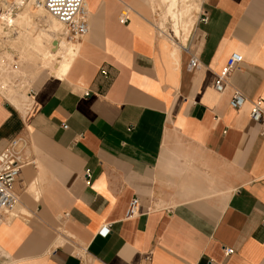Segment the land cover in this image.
I'll return each mask as SVG.
<instances>
[{"label":"crops","instance_id":"0c3cea01","mask_svg":"<svg viewBox=\"0 0 264 264\" xmlns=\"http://www.w3.org/2000/svg\"><path fill=\"white\" fill-rule=\"evenodd\" d=\"M159 4L85 0L62 77L6 74L0 151L18 141L26 168L0 212V264H264V120L249 116L264 108V0H192L184 38L160 31ZM231 53L242 62L218 93ZM19 81L33 91L20 108Z\"/></svg>","mask_w":264,"mask_h":264},{"label":"built area","instance_id":"2783aa9c","mask_svg":"<svg viewBox=\"0 0 264 264\" xmlns=\"http://www.w3.org/2000/svg\"><path fill=\"white\" fill-rule=\"evenodd\" d=\"M43 9L51 17L55 18L60 24H62V35L69 41H79L88 32V11L85 7V0H43ZM122 15H125L124 13ZM205 20V19H204ZM119 21L125 22V18L122 16ZM242 62V56L239 53H231L223 66V68L215 75L214 89L216 92L221 93L229 86V78L234 70H236L239 64ZM199 67V62L195 56L191 55L187 64L188 70H192ZM18 64L16 61L8 60L0 56V88L7 87L8 83L5 80L7 73H16ZM102 74H105L104 70H100ZM13 82V77L11 79ZM18 86L24 89V93L27 98L33 95V91L28 86L27 82L21 84L18 82ZM2 90V89H0ZM246 102L244 94L237 89H232L231 97L228 101V105L232 109L241 108ZM250 119L253 122L260 123L264 120V108L262 100H253L250 102ZM18 141L13 140L5 148L0 151V212L9 213L17 203V196L13 192V184L17 179L23 161L19 157V152L15 150V146ZM87 175V174H86ZM90 176L87 177L89 182ZM139 200L133 197L127 207L126 215L132 216L138 212ZM103 235L107 234L108 229L102 228L100 231ZM224 254H232V249L225 247Z\"/></svg>","mask_w":264,"mask_h":264},{"label":"rangeland","instance_id":"374dc122","mask_svg":"<svg viewBox=\"0 0 264 264\" xmlns=\"http://www.w3.org/2000/svg\"><path fill=\"white\" fill-rule=\"evenodd\" d=\"M28 0H23L22 6L17 4L16 0H7V3L14 14H16L20 9L26 8L28 11L32 14H34L35 10H37V7L35 4L30 3L27 6ZM181 0L179 7L177 6L178 10V21H176L177 25L179 27H185V33H182V37L184 38L188 31L189 26L192 22V15L193 11L195 10V5L193 4L192 7V0ZM1 2V1H0ZM1 6V5H0ZM23 7V8H22ZM1 8V7H0ZM20 8V9H19ZM3 8H1L2 10ZM164 9L165 4L163 0H160V4L158 6L157 10V21L159 23L160 31L167 36H173L172 32V25L173 20L167 16L164 15ZM0 10V11H1ZM0 22L1 18H0ZM33 24L26 28L25 30L21 32H17L15 26H9L6 24H2L1 26L5 31H7V34L0 32V56H3L6 59L14 60L18 64V72L20 75L26 76L28 80H30L33 75L40 69V68H46V70H49L50 73L52 72V66L55 64V61L52 62V64H49L45 66L44 60H43V54L46 51L47 47L49 46L48 42L42 41L41 43L36 44L35 40H33L32 34L34 33V28L38 25L36 21H32ZM36 23V24H35ZM182 31V30H181ZM32 32V33H31ZM5 35V36H4ZM54 37L57 39L64 38L69 43H77L75 41H69L67 38L62 35V27L59 29L58 32L54 33ZM180 38V36H179ZM21 95V94H20ZM25 93H23L22 97L25 98ZM19 97V96H17ZM13 98H11L12 101ZM22 99V98H21ZM15 150L19 152L20 145L17 144L15 147Z\"/></svg>","mask_w":264,"mask_h":264},{"label":"bare ground","instance_id":"6f19581e","mask_svg":"<svg viewBox=\"0 0 264 264\" xmlns=\"http://www.w3.org/2000/svg\"><path fill=\"white\" fill-rule=\"evenodd\" d=\"M0 1V7L3 8L2 10L0 8V18L2 21L0 22V32L4 34L8 33L7 31H5V29H3V27L1 26L2 24L15 26L18 30L17 32L19 33L30 27L33 24L32 21H36L38 25L34 28V33L32 34L33 40H35L36 44L39 45V43H41L45 39V41H47L49 44L43 54V62L45 66H47L55 61V64H53L52 66V72L57 77H62L67 72L76 54L78 45L69 43L64 38L57 39L54 37V33L59 31V29L62 27V24H60L55 18L51 17L45 12L42 6L43 0L27 1V6L30 3H33L37 7V10H35L34 14L30 13L28 9L23 7V9L19 8L20 10L16 14H14L11 10L12 8L9 7L10 4L8 5L7 3V0ZM16 1L18 5L22 6L23 0ZM163 2L165 4L164 15L169 16L173 20V22L175 21L172 25L173 35L179 37L182 34L181 32H186L185 27H179L176 23V21H178L177 19L179 12L177 10V6L179 0H163ZM52 42H55V44H52ZM27 102V96L23 98L22 95H19V97H15L12 99V104L17 106L18 108L25 106Z\"/></svg>","mask_w":264,"mask_h":264},{"label":"water","instance_id":"95a60500","mask_svg":"<svg viewBox=\"0 0 264 264\" xmlns=\"http://www.w3.org/2000/svg\"><path fill=\"white\" fill-rule=\"evenodd\" d=\"M52 44H55V42H52Z\"/></svg>","mask_w":264,"mask_h":264}]
</instances>
